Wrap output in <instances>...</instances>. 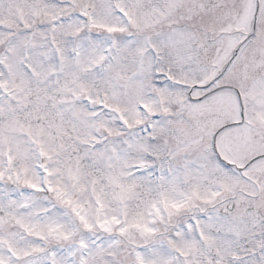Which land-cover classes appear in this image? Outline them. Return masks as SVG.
<instances>
[{
	"label": "snow or ice",
	"instance_id": "6c2138e0",
	"mask_svg": "<svg viewBox=\"0 0 264 264\" xmlns=\"http://www.w3.org/2000/svg\"><path fill=\"white\" fill-rule=\"evenodd\" d=\"M0 264H264V0H0Z\"/></svg>",
	"mask_w": 264,
	"mask_h": 264
}]
</instances>
